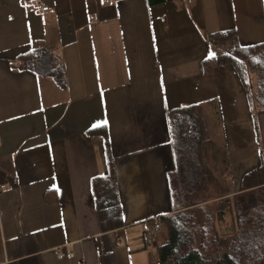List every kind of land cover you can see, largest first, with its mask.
<instances>
[{
	"label": "crops",
	"instance_id": "1",
	"mask_svg": "<svg viewBox=\"0 0 264 264\" xmlns=\"http://www.w3.org/2000/svg\"><path fill=\"white\" fill-rule=\"evenodd\" d=\"M229 30L264 41V0H0V264H157L145 236L172 211L168 109L202 105L234 189L264 165V108L231 64L203 71ZM32 51L48 67L19 59ZM101 127L122 210L109 230L92 188L108 173Z\"/></svg>",
	"mask_w": 264,
	"mask_h": 264
},
{
	"label": "trees",
	"instance_id": "2",
	"mask_svg": "<svg viewBox=\"0 0 264 264\" xmlns=\"http://www.w3.org/2000/svg\"><path fill=\"white\" fill-rule=\"evenodd\" d=\"M213 38L217 42L231 39L232 47L204 60L203 71L212 72L218 62L231 64L249 100L264 108V41L242 44L234 30L217 32ZM49 56L47 51H32L20 55L19 59L26 66L41 70L48 67ZM51 73L63 83L60 66ZM167 120L176 168L170 178L172 211L161 218L157 264H264V212L245 218L238 210L241 207L236 205L247 188L264 183V165L243 174L238 189H234L229 159L224 148L210 141L202 105L189 103L168 109ZM94 131L104 137L108 173L94 177L92 188L101 229L109 230L122 224V210L107 129L101 127ZM210 187L219 188V202L214 211L216 221L209 218L211 221L208 219L205 223L195 218L193 208L209 199ZM257 191L263 193L264 187ZM200 194L205 197L196 199Z\"/></svg>",
	"mask_w": 264,
	"mask_h": 264
},
{
	"label": "rangeland",
	"instance_id": "3",
	"mask_svg": "<svg viewBox=\"0 0 264 264\" xmlns=\"http://www.w3.org/2000/svg\"><path fill=\"white\" fill-rule=\"evenodd\" d=\"M37 69H39V68H37ZM211 140L215 144H217L216 142L219 141V135H216V140L213 139V138H211ZM207 191L209 193V196L207 194V196L209 198L208 199L209 201L208 200L205 201V202L203 201V203L201 204L200 207L196 206L197 208H195V207L193 208V210L195 209V212H196L195 213V218H198L199 220H202L205 223L206 222L208 223V219L209 218L211 220L216 221V219L214 218V211H215V209H216V207L218 205V202H219L217 200V195H218V193H220V190H219L218 187H215V189L210 187V191H209V189ZM248 192H252V193L251 194L250 193L247 194V192H246V193L242 194V196L239 197L240 199L236 200L237 208H239L238 206L241 207V209H238V210H239L240 213L243 214V216L245 218H249L251 216L254 217V216H257L258 214H261L262 212H264V192L262 193L261 191H257L256 189L252 190V191H248ZM187 196H189V195H187ZM198 196L199 197L196 198V199H200V198L205 197L202 194H200ZM246 228L248 229V228H250V226H247ZM239 229L240 230L242 229V224H240ZM152 248H153V250H156V247H152ZM153 256H154V254L151 255V258ZM155 262H156V259H155ZM151 264H154V261L151 262Z\"/></svg>",
	"mask_w": 264,
	"mask_h": 264
},
{
	"label": "built area",
	"instance_id": "4",
	"mask_svg": "<svg viewBox=\"0 0 264 264\" xmlns=\"http://www.w3.org/2000/svg\"><path fill=\"white\" fill-rule=\"evenodd\" d=\"M42 8L44 10H48L49 6L48 5H42ZM162 232V224L160 221L156 220L153 224V227L151 230L147 231V234L145 236L146 241L148 243H156L158 241L157 236ZM70 255V253H68Z\"/></svg>",
	"mask_w": 264,
	"mask_h": 264
},
{
	"label": "snow or ice",
	"instance_id": "5",
	"mask_svg": "<svg viewBox=\"0 0 264 264\" xmlns=\"http://www.w3.org/2000/svg\"><path fill=\"white\" fill-rule=\"evenodd\" d=\"M104 123L106 124L107 122L105 121Z\"/></svg>",
	"mask_w": 264,
	"mask_h": 264
}]
</instances>
